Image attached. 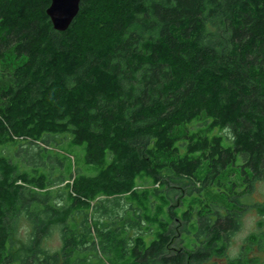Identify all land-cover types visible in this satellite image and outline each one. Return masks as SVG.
<instances>
[{"label":"trees","instance_id":"obj_1","mask_svg":"<svg viewBox=\"0 0 264 264\" xmlns=\"http://www.w3.org/2000/svg\"><path fill=\"white\" fill-rule=\"evenodd\" d=\"M49 6L0 0V264H264V198L227 256L264 182V0H82L63 33Z\"/></svg>","mask_w":264,"mask_h":264},{"label":"rangeland","instance_id":"obj_2","mask_svg":"<svg viewBox=\"0 0 264 264\" xmlns=\"http://www.w3.org/2000/svg\"><path fill=\"white\" fill-rule=\"evenodd\" d=\"M264 198V182H258L254 185V191L244 202V205L249 206L247 211L243 214L240 229L234 236L231 238L229 247L227 250L228 258H235L239 255L241 246L244 244L246 238L258 231L257 222L259 218L254 210L253 205L255 203L262 202ZM23 238V232L19 234ZM47 246L54 250L60 247V234L58 231H54L50 239L47 241Z\"/></svg>","mask_w":264,"mask_h":264},{"label":"water","instance_id":"obj_3","mask_svg":"<svg viewBox=\"0 0 264 264\" xmlns=\"http://www.w3.org/2000/svg\"><path fill=\"white\" fill-rule=\"evenodd\" d=\"M82 0H50L46 10L53 30L59 33L66 32L79 14Z\"/></svg>","mask_w":264,"mask_h":264}]
</instances>
